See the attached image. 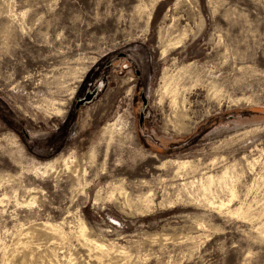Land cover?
Masks as SVG:
<instances>
[{"label":"rangeland","instance_id":"rangeland-1","mask_svg":"<svg viewBox=\"0 0 264 264\" xmlns=\"http://www.w3.org/2000/svg\"><path fill=\"white\" fill-rule=\"evenodd\" d=\"M0 264H264V0H0Z\"/></svg>","mask_w":264,"mask_h":264},{"label":"bare ground","instance_id":"bare-ground-1","mask_svg":"<svg viewBox=\"0 0 264 264\" xmlns=\"http://www.w3.org/2000/svg\"><path fill=\"white\" fill-rule=\"evenodd\" d=\"M220 205H221V203H220ZM222 206H224V205H222ZM222 206H221V207H222Z\"/></svg>","mask_w":264,"mask_h":264}]
</instances>
